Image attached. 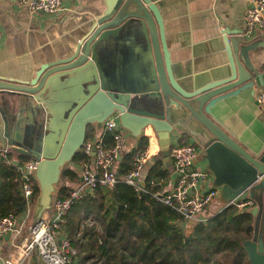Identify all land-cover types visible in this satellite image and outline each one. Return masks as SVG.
Listing matches in <instances>:
<instances>
[{"label": "water", "instance_id": "water-1", "mask_svg": "<svg viewBox=\"0 0 264 264\" xmlns=\"http://www.w3.org/2000/svg\"><path fill=\"white\" fill-rule=\"evenodd\" d=\"M89 28L65 59L41 66L34 78L24 81L0 75V92L28 95L36 103L31 106L33 112L45 115L36 122L34 135L26 133L24 141L16 140L9 130V111L0 102V150L12 147L37 159L34 176L39 193L34 217L41 219L51 208L61 172L81 149L87 127L92 124L99 127L105 118L115 115L133 138L140 137L146 129L154 132L164 153L169 154L175 140L194 137L213 175V185L219 188L222 203L228 204L243 194L254 200L253 206L242 209L253 216L252 235L242 244L250 264H264V148L257 151L244 148L214 121L209 111L217 101L253 85L259 74L248 52L263 41H248L241 31H227L236 34L224 38L228 68L219 70L214 78L183 86L173 75L162 19L151 0H106ZM123 28H131L139 35L146 50L147 79L138 89L107 82L101 68L99 52L103 41ZM85 70L88 73H81ZM72 73L85 78V95L66 110L63 123L53 122L56 116H50L51 111L47 110L49 89L56 77ZM27 105L18 108L21 111Z\"/></svg>", "mask_w": 264, "mask_h": 264}, {"label": "crops", "instance_id": "crops-1", "mask_svg": "<svg viewBox=\"0 0 264 264\" xmlns=\"http://www.w3.org/2000/svg\"><path fill=\"white\" fill-rule=\"evenodd\" d=\"M105 1L63 0L65 10L46 13L20 8L12 0H0V75L30 80L41 66L65 59L90 30L89 24L103 9ZM151 1L157 6L162 19L173 75L183 86L196 85L203 78H214L219 70L228 68L224 38H232L236 34H227V31H241L246 34L248 41H263L248 52L249 59L259 74V77H254L253 85L228 95L209 108L214 121L244 148L249 151L263 149L264 104L259 103L257 95L264 92V29L250 35L245 31L243 17L250 0ZM139 39V35L136 36L131 28H123L103 41L99 59L107 82L115 81L128 89H138L143 85L147 79L146 50ZM84 72L88 73V70L81 73ZM84 80L78 73L54 79L47 97V110L51 111L48 114L56 116L53 122L63 123L66 110L82 100L86 90ZM0 102L5 103V108L9 111V130L12 131L14 139L24 141V134L36 133V122L45 115H36L33 112L31 106L36 105L33 99H29L28 95L1 91ZM26 103L28 105L20 111L19 105L23 107ZM92 126L95 132L97 127L95 124ZM126 133L129 149L137 147L142 136L147 137L146 166L149 161L162 159L165 166L172 171L171 180L165 186V189H170L175 183L176 175L173 177L171 157L162 151L157 135L150 129L144 130L138 138L131 137L127 131ZM186 138L176 143L195 144L197 157L193 166L208 172L207 177L197 183V190L213 188L217 191L214 202H219V207L212 205L214 202L208 206L200 215L201 218H206L217 212L223 203L219 188L213 185V175L201 157V147L194 137ZM11 160H18L15 153ZM73 167L79 172L80 163H73ZM34 203L29 204L20 214V218L26 216L20 233L15 236L5 234L0 238V261L13 253L15 247L27 237L28 226L36 219ZM51 213V209L45 212L47 216ZM195 221L197 220H185L183 225L186 232L191 230ZM21 264L45 263L32 253Z\"/></svg>", "mask_w": 264, "mask_h": 264}, {"label": "trees", "instance_id": "trees-1", "mask_svg": "<svg viewBox=\"0 0 264 264\" xmlns=\"http://www.w3.org/2000/svg\"><path fill=\"white\" fill-rule=\"evenodd\" d=\"M92 133L90 125L86 138ZM112 142L110 133L105 134L104 146ZM147 144V137L142 136L137 147L120 155L116 169L119 178L114 186L83 190L71 203L58 229L76 249L71 264H250L242 244L253 231L249 212L228 204L195 221L186 232L184 216L157 195L165 192L172 173L162 159L149 161L143 170V189L137 190L124 180L133 167L135 152ZM13 153L18 160L12 162ZM30 158L11 149L5 159H0V218L26 209L28 200L22 195L18 166ZM91 158L82 147L74 153L61 172L55 198L68 197L80 181L73 163H89ZM32 183L33 203L39 188L36 179Z\"/></svg>", "mask_w": 264, "mask_h": 264}, {"label": "built area", "instance_id": "built-area-1", "mask_svg": "<svg viewBox=\"0 0 264 264\" xmlns=\"http://www.w3.org/2000/svg\"><path fill=\"white\" fill-rule=\"evenodd\" d=\"M12 1L20 8L31 12L54 13L66 9L63 0ZM243 19L248 35L262 31L264 29V0H250ZM257 100L264 104V92L258 93ZM107 133H110L113 142L111 146L105 147L103 139ZM176 141L178 140H175V144H171L169 149L173 170L176 172L175 183L170 189H166L164 193L159 192L157 195L163 202L175 207L185 220L205 219L200 215L213 203L217 191L213 188L204 191L197 190V183L205 179L208 174L207 171L193 166L197 157V146L193 143H176ZM82 148L92 158L89 163H80V181L70 190L68 197L53 199L50 208L52 213L47 216L45 211L41 219H35L29 224L27 237L15 247L13 253L2 258L0 264H21L32 253L36 254L45 264L72 263L76 249L71 241L58 230L64 215L73 200L79 197L83 190H92L97 185L114 186L119 178L116 170L118 156L129 150L124 128L121 127L115 115L105 118L103 124L97 127L92 136L86 138ZM9 150L11 149L0 150V159H5ZM147 160L148 154L145 149L136 151L133 156V167L124 175V180L137 190L143 189V170ZM36 165L37 159L31 157L18 166L22 177V195L28 200L26 208L32 203V179H35ZM241 196L235 197L228 204H235L239 209L254 205L253 199ZM228 204L223 203L222 207ZM20 214H7L0 218V238L7 233L14 236L20 233L26 218V216L20 218Z\"/></svg>", "mask_w": 264, "mask_h": 264}, {"label": "rangeland", "instance_id": "rangeland-1", "mask_svg": "<svg viewBox=\"0 0 264 264\" xmlns=\"http://www.w3.org/2000/svg\"><path fill=\"white\" fill-rule=\"evenodd\" d=\"M96 130H97V128H96ZM124 132H125V134H126V136H127V133H126V131L124 130ZM128 138L126 137V141H127V143L129 142L128 140H127ZM173 143H175V142H173ZM129 145V144H128ZM129 147V146H128ZM131 148V147H130ZM59 185V184H58ZM242 197V196H241ZM214 202V201H213ZM212 205H216L217 207H219V202H214ZM50 210V209H49Z\"/></svg>", "mask_w": 264, "mask_h": 264}]
</instances>
